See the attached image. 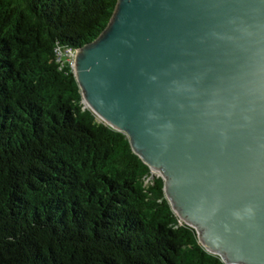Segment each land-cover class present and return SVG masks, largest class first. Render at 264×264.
Listing matches in <instances>:
<instances>
[{
	"label": "water",
	"instance_id": "95a60500",
	"mask_svg": "<svg viewBox=\"0 0 264 264\" xmlns=\"http://www.w3.org/2000/svg\"><path fill=\"white\" fill-rule=\"evenodd\" d=\"M72 57L206 249L264 264V0H118Z\"/></svg>",
	"mask_w": 264,
	"mask_h": 264
},
{
	"label": "trees",
	"instance_id": "16d2710c",
	"mask_svg": "<svg viewBox=\"0 0 264 264\" xmlns=\"http://www.w3.org/2000/svg\"><path fill=\"white\" fill-rule=\"evenodd\" d=\"M118 0H0V264H227L61 55Z\"/></svg>",
	"mask_w": 264,
	"mask_h": 264
},
{
	"label": "built area",
	"instance_id": "2783aa9c",
	"mask_svg": "<svg viewBox=\"0 0 264 264\" xmlns=\"http://www.w3.org/2000/svg\"><path fill=\"white\" fill-rule=\"evenodd\" d=\"M73 51H74L73 48L72 49H67V50L63 51L62 53H60V54L63 55V56H65V58L68 61L72 62L73 66H74V64H75V58L72 57Z\"/></svg>",
	"mask_w": 264,
	"mask_h": 264
},
{
	"label": "rangeland",
	"instance_id": "374dc122",
	"mask_svg": "<svg viewBox=\"0 0 264 264\" xmlns=\"http://www.w3.org/2000/svg\"><path fill=\"white\" fill-rule=\"evenodd\" d=\"M159 173H157V175H158Z\"/></svg>",
	"mask_w": 264,
	"mask_h": 264
}]
</instances>
